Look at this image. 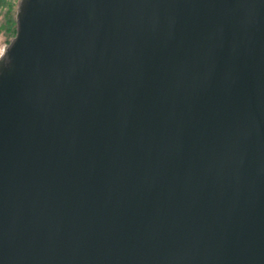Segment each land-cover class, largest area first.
<instances>
[{
	"label": "water",
	"instance_id": "95a60500",
	"mask_svg": "<svg viewBox=\"0 0 264 264\" xmlns=\"http://www.w3.org/2000/svg\"><path fill=\"white\" fill-rule=\"evenodd\" d=\"M0 57V264H264V0H19Z\"/></svg>",
	"mask_w": 264,
	"mask_h": 264
},
{
	"label": "trees",
	"instance_id": "16d2710c",
	"mask_svg": "<svg viewBox=\"0 0 264 264\" xmlns=\"http://www.w3.org/2000/svg\"><path fill=\"white\" fill-rule=\"evenodd\" d=\"M15 7L10 0H0V11H4V16H2L3 22L0 23V32L5 31L10 35V40L15 35ZM8 40V43L10 42Z\"/></svg>",
	"mask_w": 264,
	"mask_h": 264
},
{
	"label": "rangeland",
	"instance_id": "374dc122",
	"mask_svg": "<svg viewBox=\"0 0 264 264\" xmlns=\"http://www.w3.org/2000/svg\"><path fill=\"white\" fill-rule=\"evenodd\" d=\"M18 1L19 0H10V2L13 3V6L15 7V13H16V9H17V5H18ZM2 16H4V11L2 13V10L0 11V23L3 22L4 19H2ZM8 40H10V35H8L7 32L2 31L0 32V57L3 54L5 48L8 45Z\"/></svg>",
	"mask_w": 264,
	"mask_h": 264
}]
</instances>
